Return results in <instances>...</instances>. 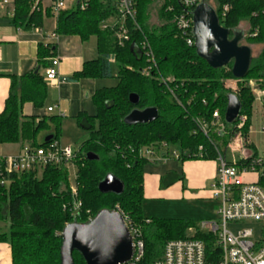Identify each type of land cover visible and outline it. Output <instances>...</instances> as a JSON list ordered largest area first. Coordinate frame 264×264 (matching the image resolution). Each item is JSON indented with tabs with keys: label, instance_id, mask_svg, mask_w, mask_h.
Masks as SVG:
<instances>
[{
	"label": "trees",
	"instance_id": "16d2710c",
	"mask_svg": "<svg viewBox=\"0 0 264 264\" xmlns=\"http://www.w3.org/2000/svg\"><path fill=\"white\" fill-rule=\"evenodd\" d=\"M219 17L220 7L230 2L231 8L224 18L219 17L222 27L246 34L248 44L264 43V0H215ZM33 0H16L11 24L23 29L39 28L43 14L30 11ZM157 6L156 25L147 23L149 7ZM173 7L168 11V7ZM176 0H136V18L127 20L129 39L118 45L114 32L101 25L109 17H115L112 4L90 0L84 10L79 8L60 11L56 16L55 34L77 35L81 40L90 36L97 39L98 57L84 62L81 69L65 80L80 78H109L112 63L116 66V84L102 87L92 95L96 114L78 113L77 123L86 132V138L72 158L75 172L76 195L68 183L67 168L47 166L37 176L33 171L12 173L9 184L0 186V220L7 229H0V242L10 246L11 264H60L61 232L67 223H86L101 210H119L133 225L139 227L144 240V259L149 264L160 257L168 240L184 238L186 230L194 223L178 218L146 217L142 213L143 174L148 163L144 149H155L160 144H177L181 150L196 153L202 145L206 153L202 160H214L216 150L223 151L228 136L217 134L218 126L209 124L214 110L219 111L220 121L227 133L242 135L245 145L255 100L249 81L254 79L264 88V49L252 58L250 69L242 79L231 74V65L211 68L196 55L176 30L173 15L180 10ZM48 13V12H47ZM46 13V15H48ZM240 21L247 22L248 29L238 28ZM256 31V32H255ZM255 32V33H253ZM242 40V41H243ZM147 42L153 59H148L142 49ZM54 44L37 45V68L45 70L54 57ZM21 76H10V88L0 113V145L20 143L47 146L58 142L61 117L50 114L41 117L22 113L24 103L41 108L47 95V83L40 71ZM234 80L235 89L227 82ZM138 96V102H129V95ZM234 93L240 103V115L246 116L241 129L237 120L227 123L224 112L227 95ZM264 97V96H263ZM154 107L158 117L146 124L128 125L125 117L133 110ZM197 120L207 121L209 136L198 128ZM51 136L49 142L44 138ZM88 152L97 158H86ZM198 159L182 155L181 161ZM112 174L123 184L121 193H102L98 183ZM264 189V176L259 179ZM80 202L78 209L73 208ZM204 234H197L202 238ZM75 264H85L81 255L73 251Z\"/></svg>",
	"mask_w": 264,
	"mask_h": 264
},
{
	"label": "built area",
	"instance_id": "2783aa9c",
	"mask_svg": "<svg viewBox=\"0 0 264 264\" xmlns=\"http://www.w3.org/2000/svg\"><path fill=\"white\" fill-rule=\"evenodd\" d=\"M16 0H0V9L11 5ZM90 0H33L30 11L50 13L57 16L60 11L79 8L84 10ZM110 3L115 9V17L101 25L103 29L114 32L118 45L122 46L129 39L127 20L134 21L137 15L136 0H98ZM180 3V10L173 15L176 30L181 34L185 43L194 47L192 13L196 6L207 2L215 11V0H176ZM7 4V5H4ZM231 8L230 2L223 4L219 9V17L224 18ZM173 7H168L172 11ZM12 17L14 9L6 12ZM217 15V13H216ZM218 17V15H217ZM218 17V19H219ZM245 32V31H244ZM256 32V31H255ZM253 32V33H255ZM246 34H244L245 36ZM142 49L148 59H153L152 51L147 42L142 43ZM57 57L50 58V65L44 71L46 83H58L65 79L57 75ZM252 86V83L249 81ZM49 107L47 111H51ZM236 129H241L246 121L245 115H238ZM199 130L208 137L209 124L218 126L217 134L220 137L228 136V142L223 151L217 149L214 178L209 187V198L217 203V220L202 221L199 226H191L186 230L184 238L168 240L160 257L149 264H264V189L259 185V179L264 176V152L259 154L256 149L245 145L242 135L227 133L219 118V111L212 112L209 124L207 121L197 120ZM165 147L166 149H163ZM168 144H160L158 152L155 149H144L147 156L167 158ZM206 153L199 145L196 153L187 150H173V158L181 159L182 155L198 159ZM74 153L69 146L63 147L59 141H53L47 146L36 147L24 144L19 152L10 157L0 154V186H7L9 175L44 170L47 166H64L72 164ZM146 157V156H145ZM76 195V188L71 187ZM80 206L75 201L73 208ZM128 226L133 242V252L129 260L117 264H146L144 259V240L139 227L133 225L117 210ZM204 234L202 238L197 234Z\"/></svg>",
	"mask_w": 264,
	"mask_h": 264
},
{
	"label": "crops",
	"instance_id": "0c3cea01",
	"mask_svg": "<svg viewBox=\"0 0 264 264\" xmlns=\"http://www.w3.org/2000/svg\"><path fill=\"white\" fill-rule=\"evenodd\" d=\"M14 5L0 9V113L4 108L5 99L10 88V76H21L36 71L37 68V45L54 44V56L59 59L57 75L65 78L81 69L84 62L94 60L98 57L97 39L90 36L81 40L77 35L55 34L56 17L54 21L47 22L51 18L43 14L42 25L39 28L23 29L11 24V18L7 11ZM45 15V16H44ZM53 19V18H51ZM44 74L43 70H38ZM101 78H80L75 81L64 80L58 83H47V95L41 108H36L32 103H24L23 115L45 116L57 114L62 117L75 118L82 112L89 116L96 114V108L92 100L93 93L105 86L99 82ZM51 107L49 112L47 109ZM250 142V141H249ZM3 144L0 146H6ZM20 148L22 144H15ZM148 161V160H147ZM149 162V161H148ZM151 163V162H150ZM181 176L176 174L177 182L165 185L163 193L173 191L176 197L186 195L190 199L205 197L209 198V187L215 175L216 162L213 160H186L181 161ZM143 174V196L144 198H157L163 194L161 185L164 175L159 171L146 170ZM208 184V188L206 186ZM168 187V188H167ZM0 264H11L10 246L6 242H0Z\"/></svg>",
	"mask_w": 264,
	"mask_h": 264
},
{
	"label": "water",
	"instance_id": "95a60500",
	"mask_svg": "<svg viewBox=\"0 0 264 264\" xmlns=\"http://www.w3.org/2000/svg\"><path fill=\"white\" fill-rule=\"evenodd\" d=\"M194 49L196 55L209 67L217 69L231 65V74L235 79L244 78L251 65L252 51L248 45L241 44L244 34L234 30L230 37L229 30L222 27L213 8L207 3L198 4L192 13ZM37 72V70L35 71ZM129 102L136 104L138 96L131 93ZM241 103L236 94L227 95L224 119L232 123L239 115ZM158 117L154 107L142 110L133 109L124 119L128 125L146 124ZM51 136L44 138L49 142ZM86 158L94 160L97 156L88 152ZM102 193L119 194L123 190L122 182L107 174L99 183ZM60 264H75L73 251L78 252L85 264H117L130 259L133 242L122 215L115 209L101 210L86 223H67L61 232Z\"/></svg>",
	"mask_w": 264,
	"mask_h": 264
},
{
	"label": "rangeland",
	"instance_id": "374dc122",
	"mask_svg": "<svg viewBox=\"0 0 264 264\" xmlns=\"http://www.w3.org/2000/svg\"><path fill=\"white\" fill-rule=\"evenodd\" d=\"M7 5V4H4ZM11 6V5H9ZM157 6L152 5L149 7L148 16L146 18L147 23L151 25H156L157 21ZM45 16V15H44ZM51 18L44 17V19H49L47 22L54 21L56 16H50ZM238 28L246 31L248 29L247 22L240 21ZM241 44L248 45L244 40L240 42ZM252 51V57L256 58L262 49H264V43H256L248 45ZM116 66L114 63L111 65V74L109 78H101L99 82L101 86L112 87L116 84ZM252 83V93L254 94L255 100L252 104V114L248 133V141L254 146L256 151L261 154L264 152V88H260V84H257L254 79H251ZM258 83H264L263 80H259ZM227 85L231 89L237 87V83L234 80H229ZM61 117L60 120V134L58 141L63 147L69 146L72 152L75 154L82 142L86 138L85 130L79 126L76 118ZM17 144V143H15ZM15 144H9L6 146H0V154L6 157L14 156L18 153L19 147ZM166 149L165 147H162ZM173 150L179 151L180 148L177 144L169 143L167 151L169 156L163 158L160 156H146L149 161L146 164V170L159 171L160 174L164 175L161 185V191H165V185L176 181V174L181 176V159L173 158L171 153ZM151 162V163H150ZM75 168L73 164H67L68 173V183L71 187H75ZM175 172V173H173ZM42 171L37 172L39 176ZM172 183L168 187H172L176 184ZM167 187V188H168ZM208 188V184L206 189ZM217 203L205 197H199L196 199H190L186 195L176 197L173 191L163 193L161 197L144 198L142 202V213L146 217L156 216L160 218H178L191 223L194 226H199L202 221L214 220L217 218ZM0 229H7V225L4 221L0 220Z\"/></svg>",
	"mask_w": 264,
	"mask_h": 264
}]
</instances>
